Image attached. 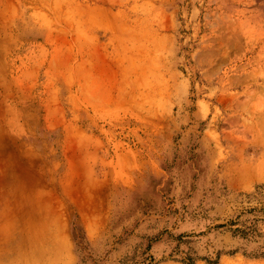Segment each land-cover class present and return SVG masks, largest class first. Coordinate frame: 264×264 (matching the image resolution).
I'll use <instances>...</instances> for the list:
<instances>
[{
    "label": "rangeland",
    "instance_id": "rangeland-1",
    "mask_svg": "<svg viewBox=\"0 0 264 264\" xmlns=\"http://www.w3.org/2000/svg\"><path fill=\"white\" fill-rule=\"evenodd\" d=\"M263 156L264 0H0V264H264Z\"/></svg>",
    "mask_w": 264,
    "mask_h": 264
},
{
    "label": "bare ground",
    "instance_id": "bare-ground-1",
    "mask_svg": "<svg viewBox=\"0 0 264 264\" xmlns=\"http://www.w3.org/2000/svg\"><path fill=\"white\" fill-rule=\"evenodd\" d=\"M261 171V172H259ZM242 176L244 175H247L248 173V176L249 178L254 175V174H257L258 175H261L263 174L262 172H264V156L263 158L261 159V161H258V162H255L253 164H248L245 166L244 170L242 171ZM251 175V176H250ZM241 176V177H242ZM263 176V175H262ZM245 177V176H244ZM261 177V176H260ZM247 178V177H246ZM259 178V177H258Z\"/></svg>",
    "mask_w": 264,
    "mask_h": 264
},
{
    "label": "trees",
    "instance_id": "trees-1",
    "mask_svg": "<svg viewBox=\"0 0 264 264\" xmlns=\"http://www.w3.org/2000/svg\"><path fill=\"white\" fill-rule=\"evenodd\" d=\"M238 230V229H237ZM241 231H244V230H241ZM245 234V232H243Z\"/></svg>",
    "mask_w": 264,
    "mask_h": 264
}]
</instances>
